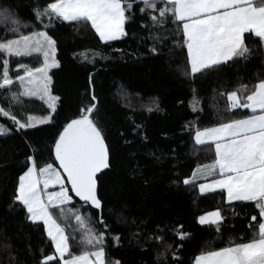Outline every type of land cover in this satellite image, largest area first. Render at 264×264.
<instances>
[{"label":"trees","instance_id":"trees-1","mask_svg":"<svg viewBox=\"0 0 264 264\" xmlns=\"http://www.w3.org/2000/svg\"><path fill=\"white\" fill-rule=\"evenodd\" d=\"M50 2L54 0H0V13L7 10L10 17L0 14V41L40 31L56 40L58 67L51 71V92L60 98L52 120L35 128L18 130L0 116V125L9 129L0 135V264H42L46 255L56 256L48 264H57L43 223L30 220L26 209L13 203V196L19 176L31 165L27 157L39 166L53 162L55 139L88 103H95L103 117L111 167L99 174L100 210L71 191L73 202L51 209L70 237L74 254L82 250L78 241L89 224L105 233L107 256L120 264H194L204 251L229 246V241L247 242L253 235L251 217L260 219L253 202L228 204L224 193L201 195L196 185L183 181L213 158L211 146L196 144V131L215 126L222 115H249L244 109L225 113L226 94L264 79L260 41L249 38L250 52L192 74L179 21L153 25L137 8L125 24L127 34L104 42L90 23L49 16L37 20L35 10ZM4 59L10 60L13 84L10 91L0 89V107L7 109L11 102L12 111L24 119L50 112L37 97L19 95L22 87L15 79L24 75L18 64L38 68L44 63L42 55L0 54V79ZM13 92L18 99H13ZM54 165L59 168L57 162ZM218 208L224 217L219 231L216 225L199 223L201 215ZM77 210L86 221L85 229L75 220ZM101 218L107 228L98 222ZM178 233L189 235L181 239Z\"/></svg>","mask_w":264,"mask_h":264},{"label":"snow or ice","instance_id":"snow-or-ice-1","mask_svg":"<svg viewBox=\"0 0 264 264\" xmlns=\"http://www.w3.org/2000/svg\"><path fill=\"white\" fill-rule=\"evenodd\" d=\"M137 8L151 19L153 25L163 26L169 19L182 23L192 74L210 70L250 52L249 38H257L260 47L264 48V0H54L42 10L36 9L35 16L37 20L49 16L76 24L90 23L99 39L107 42L127 34L125 24L134 18ZM6 13L7 10H4L0 14L9 19ZM34 52L43 54L44 63L38 68L18 64V67L24 69V75L17 74L15 79L25 88L19 95L37 97L51 111L39 117L28 115L24 119L18 118L19 113L12 111L11 102L7 109L0 107V116L9 118L18 130L49 123L52 113L57 110L56 102L60 98L51 94V77L48 75L49 68L58 67L55 59L56 40L47 32L40 31L0 41V54L8 57L29 56ZM9 65L10 60L4 59L0 89H8L13 84L9 76ZM26 80L31 87H25ZM226 96L228 103L225 113L248 109L252 114L242 118L222 115L215 126L196 131L195 142L198 145L208 142L215 145L214 161L210 165L199 166V169L219 170V178L200 184L199 191L205 194L220 189L226 192V202L229 204L233 201L253 202L260 219L257 215L251 217L249 227L253 235L247 242L229 241V246L204 251L195 257L194 264H264V79H259L251 88L241 84ZM12 97L18 99L17 93L13 92ZM91 100L95 101L96 96L92 95ZM7 131L9 129L0 125V135ZM52 151L54 161L45 162L43 166H39L32 156L27 157L32 163L19 176L13 203L19 202L33 222H43L59 257L57 264H120V261L108 258L103 246L105 233L97 231L91 224L78 241L82 250L74 254L70 250V237L65 234V228L50 211L72 200L61 172L54 167L55 162L66 174L70 191L76 197L96 209L102 207L98 174L110 169L111 161L103 117L95 103L85 104L80 109V115L64 125L55 139ZM196 178L197 172L194 171L192 177L186 178L183 183L191 184ZM57 184L60 186L59 191H46L50 185ZM223 219L221 209L218 208L201 215L198 221L202 225H216L219 231ZM75 220L81 229H85L86 221L78 210ZM98 222L104 224L103 218ZM104 227L107 228V225L104 224ZM178 235L183 239L189 234ZM71 239L75 241L76 237L72 236ZM114 239L118 241L119 237ZM85 247L94 250H84ZM173 259L177 257L174 255ZM53 260H56V256L46 255L42 264Z\"/></svg>","mask_w":264,"mask_h":264},{"label":"crops","instance_id":"crops-1","mask_svg":"<svg viewBox=\"0 0 264 264\" xmlns=\"http://www.w3.org/2000/svg\"><path fill=\"white\" fill-rule=\"evenodd\" d=\"M181 23V22H180ZM181 26H182V23H181ZM108 42V41H107ZM191 68V67H190ZM244 110H247L248 111V113H249V115H251L252 113L248 110V109H244ZM195 139V138H194ZM197 144V143H196ZM198 145V144H197ZM198 146H211L212 147V153H213V158H212V160L210 161V162H208V163H204V164H199L195 169H194V171H196L197 172V178L193 181V183H191V184H194V185H196L197 186V189H198V191H199V185L200 184H207V183H210L213 179H218L219 178V175H218V173H219V170H218V168L217 169H215V170H201V169H199V166H201V165H210V164H212V162L214 161V159H215V145L212 143V142H208V143H206V144H204V145H198ZM31 166V165H30ZM193 171V172H194ZM192 175H193V173H192ZM192 175L190 176V178L192 177ZM218 192H221V193H224V195H225V199H226V192H223L222 190H220V189H217L215 192H209V193H205V194H201L200 193V191H199V193L201 194V195H208V194H212V193H218ZM237 202H242V201H233V202H231V204H233V203H237ZM229 204V203H228ZM50 211H51V209H50ZM35 222H42V221H35ZM58 222V221H57ZM43 223V222H42ZM66 234V233H65ZM59 258V257H58Z\"/></svg>","mask_w":264,"mask_h":264},{"label":"rangeland","instance_id":"rangeland-1","mask_svg":"<svg viewBox=\"0 0 264 264\" xmlns=\"http://www.w3.org/2000/svg\"><path fill=\"white\" fill-rule=\"evenodd\" d=\"M38 53V52H37ZM39 54H41L42 55V57H43V60H44V56H43V54L42 53H39ZM55 57H56V52H55ZM55 67H52V68H49V70H48V75L51 77V71L54 69ZM20 83V82H19ZM25 87H31V86H29V85H27V80L25 81ZM49 88L51 89V84L49 85ZM25 90V88H22V92ZM51 94H52V92H51ZM53 95V94H52ZM54 96V95H53ZM57 103V102H56ZM32 163V162H31ZM54 167H56L60 172H61V175H62V178L64 179V181H65V188H67V189H69V195H71V193H70V188H69V186H68V184H67V181H66V178L64 177V175H63V173H62V171L57 167V166H55L54 165ZM60 190V186L57 184V185H50L49 186V188L48 189H46V191H48V192H54V191H59ZM72 196V195H71ZM74 201V197L72 196V200H71V202H73ZM71 202H69V203H71ZM69 203H67V204H69ZM66 205V204H65ZM61 206H63V205H61Z\"/></svg>","mask_w":264,"mask_h":264},{"label":"water","instance_id":"water-1","mask_svg":"<svg viewBox=\"0 0 264 264\" xmlns=\"http://www.w3.org/2000/svg\"><path fill=\"white\" fill-rule=\"evenodd\" d=\"M57 163H58V162H57ZM58 166H59V165H58ZM60 170H61L62 173H63V170H62V169H60ZM103 171H104V170H103ZM99 174H100V173H99ZM99 174H98V176H99ZM63 175H64V177H65L66 180H67L66 174L63 173ZM68 185H69V188H71L70 184H68ZM98 192H99V182H98ZM72 194L74 195L75 198H77L78 200H80L79 197H76L74 193H72ZM80 201H81V200H80ZM81 202L85 203L84 201H81ZM88 205H90L92 208L96 209V208L93 207L90 203H88ZM101 208H102V207H101ZM101 208H100V209H101ZM100 209H97V210H100Z\"/></svg>","mask_w":264,"mask_h":264}]
</instances>
